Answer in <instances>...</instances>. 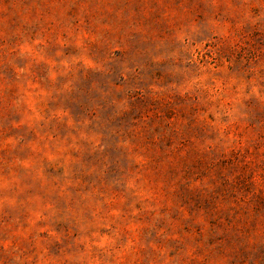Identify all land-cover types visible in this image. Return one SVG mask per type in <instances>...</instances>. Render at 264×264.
Segmentation results:
<instances>
[{
    "label": "rangeland",
    "instance_id": "obj_1",
    "mask_svg": "<svg viewBox=\"0 0 264 264\" xmlns=\"http://www.w3.org/2000/svg\"><path fill=\"white\" fill-rule=\"evenodd\" d=\"M0 264H264V0H0Z\"/></svg>",
    "mask_w": 264,
    "mask_h": 264
}]
</instances>
